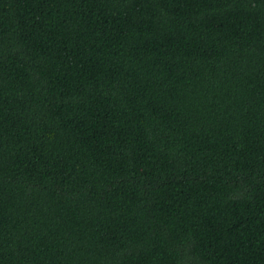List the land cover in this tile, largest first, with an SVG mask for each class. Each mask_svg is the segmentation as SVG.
I'll list each match as a JSON object with an SVG mask.
<instances>
[{"label": "trees", "instance_id": "16d2710c", "mask_svg": "<svg viewBox=\"0 0 264 264\" xmlns=\"http://www.w3.org/2000/svg\"><path fill=\"white\" fill-rule=\"evenodd\" d=\"M0 264H264V0H0Z\"/></svg>", "mask_w": 264, "mask_h": 264}]
</instances>
